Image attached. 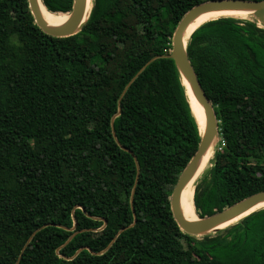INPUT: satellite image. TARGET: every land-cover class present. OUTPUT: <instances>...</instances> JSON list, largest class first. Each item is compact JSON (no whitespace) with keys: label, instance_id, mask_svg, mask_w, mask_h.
<instances>
[{"label":"trees","instance_id":"trees-1","mask_svg":"<svg viewBox=\"0 0 264 264\" xmlns=\"http://www.w3.org/2000/svg\"><path fill=\"white\" fill-rule=\"evenodd\" d=\"M213 1L92 0L57 38L28 0H0V264H264V208L204 237L171 210L201 134L167 56ZM41 3L66 15L74 0ZM187 53L220 126L193 198L205 218L264 191V27L208 21Z\"/></svg>","mask_w":264,"mask_h":264},{"label":"water","instance_id":"water-1","mask_svg":"<svg viewBox=\"0 0 264 264\" xmlns=\"http://www.w3.org/2000/svg\"><path fill=\"white\" fill-rule=\"evenodd\" d=\"M29 9L34 17L36 25L47 35L65 38L78 34L82 31L84 25L88 21L90 11H88V0H74L72 11L70 12L69 20L62 27L52 28L44 20L41 7L38 0H28ZM45 7V6H44ZM212 11H240V12H253V17L259 25H264V0L263 1H251V0H217L213 2H206L194 7L190 10L179 23L172 43V52L168 58L172 59L180 73L183 84L186 86L185 81L190 85L192 93L194 94L198 103L203 107L205 113L204 130L198 123L201 141L198 151L191 159L183 173L181 174L177 185L174 187L170 197L171 210L175 222L179 229L193 237H204L211 234L222 231L220 228L222 225L231 222L232 220L241 217L256 205L264 202V191L252 195L235 205L216 213L212 216L201 218L197 214L195 220H188L181 209V195L184 188L191 181L196 174L199 163L208 152L212 143L216 138L220 137V126L217 120L215 109L209 100L207 94L203 90L197 74L191 64L187 53V45L184 42V36L187 33L190 25L202 14ZM227 18V17H222ZM234 18V17H232ZM237 19V18H236ZM242 20V19H240ZM199 28V27H198ZM194 31L192 32V34ZM191 34V35H192ZM191 38V36H190ZM187 88V86H186ZM188 94V92H187ZM191 104V102H190ZM192 109V106H191ZM193 112V110H192ZM121 114L119 110L118 114L112 119V128L114 137H116L114 131V120ZM194 114V113H193ZM82 209V208H81ZM83 210V209H82ZM248 216V215H247ZM106 223V222H105ZM135 223L132 224L134 226ZM130 226V227H132ZM231 226V225H230ZM129 227L123 229L126 230ZM28 244H26L27 246Z\"/></svg>","mask_w":264,"mask_h":264},{"label":"bare ground","instance_id":"bare-ground-1","mask_svg":"<svg viewBox=\"0 0 264 264\" xmlns=\"http://www.w3.org/2000/svg\"><path fill=\"white\" fill-rule=\"evenodd\" d=\"M38 1L40 4V7H41L42 16H43L45 22L50 27H52V28L62 27L69 20L70 13L66 14V15H57V14L50 13L48 10L44 9V7L42 6L41 0H38ZM91 7H92V0H88V11H90ZM222 17H234V18L242 19V20L254 19L253 12H240V11H218L217 12V11H212V12L204 13V14L200 15L190 25L187 33L184 36L185 44L186 45L188 44L192 32L195 31L198 27H200L201 25H203L204 23H206L208 21L219 19ZM185 84L187 86V92H188V96H189V99L191 102L193 113L198 120V123L201 127V130L203 131L204 130V122H205L204 109L196 100L194 94L192 93L190 85L186 81H185ZM217 143H218V138H216L214 140V142L212 143L208 152L204 155V157L200 161L198 169L196 171V174L194 175V177L191 179V181L187 184V186L184 188V190L182 192L181 201H180L181 209H182L184 216L188 220H195L197 218L196 211H195L194 205H193L195 186H196V183H197L198 179L200 178V176L210 166L211 160H212L213 155H214L213 150H214ZM263 208H264V202L256 205L254 208H252L250 211H248L247 213H245L241 217L236 218V219L232 220L231 222H228V223L222 225L220 228L223 230V229L229 227L230 225L237 223L238 221H240L241 219H243L247 215H250L251 213L258 211V210H261Z\"/></svg>","mask_w":264,"mask_h":264},{"label":"rangeland","instance_id":"rangeland-1","mask_svg":"<svg viewBox=\"0 0 264 264\" xmlns=\"http://www.w3.org/2000/svg\"><path fill=\"white\" fill-rule=\"evenodd\" d=\"M253 20H255V19H253ZM260 26L264 27V25H260ZM220 141H221V139H220V137H219L218 143L216 144V146H215V148H214L213 152H215V150H216V147L219 145Z\"/></svg>","mask_w":264,"mask_h":264}]
</instances>
